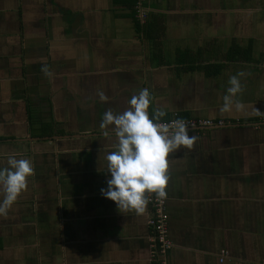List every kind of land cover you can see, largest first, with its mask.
I'll list each match as a JSON object with an SVG mask.
<instances>
[{"label":"crops","instance_id":"0c3cea01","mask_svg":"<svg viewBox=\"0 0 264 264\" xmlns=\"http://www.w3.org/2000/svg\"><path fill=\"white\" fill-rule=\"evenodd\" d=\"M253 1L147 0L140 23L134 0H0V167L14 154L34 169L0 215V264H150L149 205L121 213L99 191L118 142L101 135L102 115L141 88L149 115L223 121L189 128L192 147L168 156L170 264H264V0ZM237 73L242 108L222 112Z\"/></svg>","mask_w":264,"mask_h":264},{"label":"clouds","instance_id":"9594fccd","mask_svg":"<svg viewBox=\"0 0 264 264\" xmlns=\"http://www.w3.org/2000/svg\"><path fill=\"white\" fill-rule=\"evenodd\" d=\"M242 73L228 78L220 111H239L242 104L236 97L242 90L239 77ZM102 99H105L101 95ZM151 95L147 88H141L128 100V107L122 112L106 110L100 128L111 127L117 145L114 151L106 154V187L100 188L102 197L115 203L117 210L134 212L139 215L145 211L149 196H166L168 181V156L181 147L191 148L196 137L189 134L190 124L182 118L163 122L166 115L162 108L155 107L149 115ZM34 173L32 163L27 158L9 155L6 166L0 167V215H6L20 193L27 188V180Z\"/></svg>","mask_w":264,"mask_h":264},{"label":"built area","instance_id":"2783aa9c","mask_svg":"<svg viewBox=\"0 0 264 264\" xmlns=\"http://www.w3.org/2000/svg\"><path fill=\"white\" fill-rule=\"evenodd\" d=\"M135 1V17L140 23H144L148 15L147 0ZM176 118H182L190 128H197L200 126H210L216 123L222 124L223 121L215 122L207 118H185L178 114H174L168 119L162 120L168 122ZM166 196L163 198L156 197L155 194L149 196V216L147 223L152 230V238L149 246V261L150 264H170L169 252L173 248V241L170 237L169 214L167 212V187L165 186ZM228 255L227 250L221 251L220 260L223 261Z\"/></svg>","mask_w":264,"mask_h":264},{"label":"trees","instance_id":"16d2710c","mask_svg":"<svg viewBox=\"0 0 264 264\" xmlns=\"http://www.w3.org/2000/svg\"><path fill=\"white\" fill-rule=\"evenodd\" d=\"M249 49H250V47H249ZM233 50H234L235 52H240L242 49L236 45V47H235ZM246 52H248V49H246ZM219 67H220V66H218L217 68H219Z\"/></svg>","mask_w":264,"mask_h":264},{"label":"rangeland","instance_id":"374dc122","mask_svg":"<svg viewBox=\"0 0 264 264\" xmlns=\"http://www.w3.org/2000/svg\"><path fill=\"white\" fill-rule=\"evenodd\" d=\"M236 1H237V0H236ZM238 1H239V0H238ZM251 1H253V0H250V2H251ZM254 1H255V0H254ZM254 1H253V2H254ZM236 3H237V2H236ZM236 15H237V16H240L241 14L238 13V14H236ZM241 16H242V15H241ZM229 28H230V27H229ZM255 30H256V31H259V28H255Z\"/></svg>","mask_w":264,"mask_h":264}]
</instances>
